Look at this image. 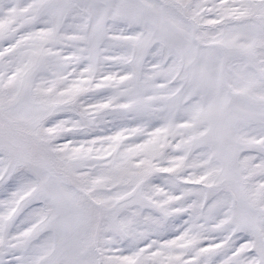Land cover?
<instances>
[{"label": "snow or ice", "instance_id": "snow-or-ice-1", "mask_svg": "<svg viewBox=\"0 0 264 264\" xmlns=\"http://www.w3.org/2000/svg\"><path fill=\"white\" fill-rule=\"evenodd\" d=\"M0 264H264V0H0Z\"/></svg>", "mask_w": 264, "mask_h": 264}]
</instances>
